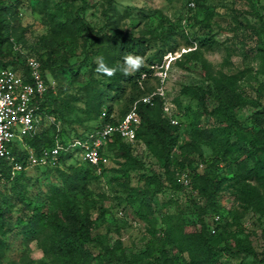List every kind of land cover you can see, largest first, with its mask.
I'll list each match as a JSON object with an SVG mask.
<instances>
[{
  "label": "trees",
  "instance_id": "16d2710c",
  "mask_svg": "<svg viewBox=\"0 0 264 264\" xmlns=\"http://www.w3.org/2000/svg\"><path fill=\"white\" fill-rule=\"evenodd\" d=\"M69 1L79 5L67 11L60 6L53 10L48 7V0L38 1L36 9L49 23L50 42L45 44L44 52L22 58L15 49V45L20 44V39L15 36V27L19 26L20 10L26 1L0 0V69L10 67L27 73L26 62L34 58L39 61L41 72L47 80H56L61 73L68 71L75 79L80 75L81 65L88 76L84 86L87 92L85 103L98 122L94 127L74 132L70 138L58 139L62 133L60 129H56L55 121L63 117L50 103L53 89H49L39 101V127L32 136L25 138V142L36 154L43 148L56 144L67 146L76 139L84 140L103 124L116 123L133 102L141 97L143 75L146 79L150 78L154 70L152 65L161 62L163 57L162 48L152 36L111 33L105 24L91 26L83 16L84 10L92 6L91 1ZM192 3L194 6L195 3ZM262 9L264 10V3ZM213 16V10L206 9L204 17L196 19L201 30H209ZM75 38H79L84 55L80 66L70 63L66 55L59 60L53 54L55 48H62L64 42ZM196 40L200 47L209 50L216 47L211 35L198 36ZM143 58L147 61V66L136 64ZM190 62L191 57L185 66L188 69H191ZM130 66L134 67L133 71L128 70ZM237 77L232 75L227 80L218 82L213 89L186 85L179 92L181 96L195 101L199 116L211 117L217 121L215 129L220 145V150L215 151L208 159L201 153L198 154L199 162L202 161L207 168H211L212 174L206 170L200 171L198 165L187 166L188 187L204 202L202 206L196 205L198 214L192 222H187L181 213L159 214L158 226H153L150 230L151 239L141 255L128 259L120 241L109 246L99 235L93 234L95 225L87 207V199L91 193L89 182L97 178L98 167L82 161L78 148L61 151L59 164L54 167L33 168L38 174L45 175L42 197L38 195L33 198L27 194L26 183L30 179L27 176L28 170L13 173L10 164L2 163L0 184L7 192L0 190V264H7L2 262L6 248L3 237L15 228L20 231L26 244L35 241L47 259L38 262L33 258H22L21 264H137L141 259L146 260V264H218L219 254L232 253L234 250L252 255L259 264H264V249L257 253L241 240H235L232 246L222 244L224 237L219 235L213 238V234L209 233L212 227L208 229L201 218L203 215L211 216V226L215 225L216 233L221 221L219 194L227 187L238 191L236 198L241 203L255 209L260 205L264 207V194L261 191H264V127H259V124H263L259 121L262 117L258 115L261 111L253 112L248 128L239 121L235 108L248 101L237 91ZM251 88L261 92L264 84L256 82ZM123 96L126 97V103L119 115H115L113 102ZM209 101H214L215 104L209 105ZM136 108L140 123L136 130L135 144L114 136L112 141L106 143L104 152L109 156L111 148L118 150L119 156L123 158V173L136 169L140 163L133 150L138 143H142V139L149 148L160 153L165 166L178 161L172 157L178 143L177 128L164 116L158 95L154 97V105L137 102ZM102 112H105L104 116H101ZM45 115L53 118L50 126L44 124ZM257 124L259 128H256ZM50 129L56 134H50ZM241 141L243 147L239 145ZM179 149H182L180 154L183 156L185 147ZM12 151L15 160H20L27 152L25 148L17 146L12 147ZM231 153L237 154L234 160L237 172L219 176L216 173L219 165L227 163ZM105 167L103 165L100 168ZM48 174L51 179H48ZM165 177L172 189L184 190L183 184L176 182L173 176L166 174ZM145 180L148 197L164 190V183L157 175L146 176ZM252 181L255 183L252 184ZM15 208L16 216L13 217ZM215 215L220 216L218 222L213 220Z\"/></svg>",
  "mask_w": 264,
  "mask_h": 264
},
{
  "label": "rangeland",
  "instance_id": "374dc122",
  "mask_svg": "<svg viewBox=\"0 0 264 264\" xmlns=\"http://www.w3.org/2000/svg\"><path fill=\"white\" fill-rule=\"evenodd\" d=\"M25 1L20 10L19 26L15 27V36L20 39V44L15 45V49L22 58L37 56L46 50L45 44L50 42L49 23L36 9L39 0ZM90 1L92 6L87 7L83 13L89 25L98 27L105 24L111 33L126 32L156 39L163 50V57L161 62L152 65L154 70L150 78L146 79L143 75L141 96L156 92L162 103L164 116L176 126L178 132L177 147L172 153V157L178 161L165 166L160 153L149 148L140 139L142 143H138L133 150L140 162L136 169L123 173V158L116 148H111L106 167L96 168L98 176L89 182L91 193L87 199V207L94 220L93 234L99 235L109 246L120 241L128 259H131L132 256L139 257L151 239L150 230L153 226H158L159 214L181 213L187 222L196 218V205L202 206L204 202L185 183L186 178L188 181L187 166L198 165L200 171L206 170L212 174L211 168H207L202 161L199 162L198 154L201 153L208 159L215 151L220 150L218 132L215 129L217 121L211 117L199 116L195 101L180 95L181 87L200 85L213 89L218 82L237 75V91L248 101L243 106H236L237 118L248 128L251 115L255 110H260L258 115L262 120L259 121L263 125L259 124V127H264V90L257 92L251 88L256 82L264 84V0ZM192 2L195 3L194 6L190 5ZM78 5L79 3L69 0H48V7L53 10L60 6L67 11ZM206 9L213 10L214 16L210 20L209 30H201L196 19L203 18ZM209 35L216 42L215 49L200 47L196 40L198 36ZM53 54L59 60L66 55L75 66H80L84 56L79 38L64 42V47L55 48ZM189 57L191 69L185 67ZM136 64L147 66V61L143 58ZM128 70L133 71L134 67L130 66ZM87 79L83 65L80 75L75 79L70 71L53 79L55 83L50 103L63 117L55 121L56 129H60L62 133L58 139L70 138L74 132L94 127L98 122L85 103L87 92L84 86ZM125 103V96L113 102L115 115H119ZM208 104L214 105L215 102L209 101ZM258 104L260 105L256 107ZM51 118L44 119L46 126H50ZM259 127L257 124L256 128ZM49 133L56 134L53 129ZM239 145L243 147V142ZM178 147H185L183 156L180 154L182 149ZM236 156L237 154L231 153L228 162L221 163L216 173L219 176H229L237 172L234 161ZM28 171L30 179L28 182L24 180L27 182V194L33 198L38 195L42 197L45 175L38 174L35 169ZM166 174L182 183L184 190L172 189L166 181ZM149 175H157L164 183V190L151 197L145 191V177ZM47 176L48 179L52 178L49 174ZM0 190L6 191L1 184ZM261 191L264 194L262 189ZM237 193L233 187L220 192L218 200L221 204V221L216 233L210 230L209 233L213 234V238L222 235V244L232 246L235 240H241L259 253L264 249V207L260 205L255 209L241 203L236 198ZM16 208L13 209V217L16 216ZM201 218L208 229L212 227L211 216L203 215ZM3 239L6 243L3 263L21 264L22 258H33L38 262L47 260L35 241L27 244L24 242L17 228L7 233ZM137 264H146V260H138ZM218 264L259 263L252 255L234 250L232 253L219 254Z\"/></svg>",
  "mask_w": 264,
  "mask_h": 264
},
{
  "label": "built area",
  "instance_id": "2783aa9c",
  "mask_svg": "<svg viewBox=\"0 0 264 264\" xmlns=\"http://www.w3.org/2000/svg\"><path fill=\"white\" fill-rule=\"evenodd\" d=\"M190 5L193 6V3ZM26 66L27 73L10 67L0 69V164H10L13 173L35 167H54L59 164L61 151L78 148L82 161L100 168L109 161L104 150L106 143L112 141L114 136L135 144L136 130L140 123L137 102L154 105L156 92L141 96L116 123L103 124L84 140L76 139L67 146L56 144L36 154L25 142V138L37 131L41 120L39 101L49 89L54 88L55 82L53 79H45L36 59H28ZM104 115L105 112H102L101 116ZM14 146L27 150L20 160H15L12 151ZM185 183H188L187 178ZM219 219V215L213 218L215 222ZM211 232H215V225Z\"/></svg>",
  "mask_w": 264,
  "mask_h": 264
}]
</instances>
